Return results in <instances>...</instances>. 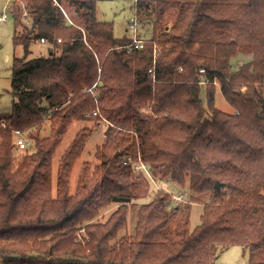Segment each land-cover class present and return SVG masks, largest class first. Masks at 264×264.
<instances>
[{
	"label": "trees",
	"instance_id": "trees-1",
	"mask_svg": "<svg viewBox=\"0 0 264 264\" xmlns=\"http://www.w3.org/2000/svg\"><path fill=\"white\" fill-rule=\"evenodd\" d=\"M62 1L12 2L24 56L14 59L12 111L0 114V264H214L229 245L264 264V0H137L154 34L132 52L119 48L128 35L98 20V0H71L86 8V34ZM41 38L48 53L31 57ZM243 53L251 60L235 66ZM215 81L233 113L215 106ZM88 119L108 123L100 162L83 168L71 194L70 173L92 133L84 128L61 157L54 196L56 148L74 121ZM18 130L33 144L16 166ZM139 159L192 202L207 198L196 227L192 203L174 205L172 192L143 202L150 183L135 171ZM130 212L132 232L120 237Z\"/></svg>",
	"mask_w": 264,
	"mask_h": 264
},
{
	"label": "rangeland",
	"instance_id": "rangeland-1",
	"mask_svg": "<svg viewBox=\"0 0 264 264\" xmlns=\"http://www.w3.org/2000/svg\"><path fill=\"white\" fill-rule=\"evenodd\" d=\"M136 1L137 0H98L97 18L98 20L113 21L114 33L116 37L121 38L126 35L130 36L132 35V32L129 31V22L130 18L133 17L135 14L134 11L136 7ZM12 2L13 0H0V17L3 16L4 13L8 14V19L6 21H2L0 19V114L2 115L10 113L13 107L14 96L12 93V78L14 59L16 56H24V48L22 46H15L14 44L15 24L11 10ZM62 3L66 17L68 19L71 17L74 22L79 23V27H81L84 33L86 34L85 26L81 24V14H79L80 11L81 13L86 11V8H82V10H79L78 8H76V5L71 0H63ZM140 18V34L142 37L150 40L154 34L153 23L150 21V19L146 18V16H140ZM26 23L30 24L31 21L28 19L26 20ZM22 29L23 28H21V31ZM50 47L51 46L48 44H43L42 42L35 41V43L31 47V57L46 55L48 53V48ZM251 58V54L243 53L235 57L232 62L235 66H240L244 62L250 61ZM215 84V106L222 111L233 113L235 109L230 103L226 101L225 97L223 96L222 91L220 89V82L215 81ZM203 96L206 103L205 87L203 88ZM208 114H210V111H208ZM50 127L51 122L50 120H47L41 131L42 136H46L50 133ZM107 127L108 123L105 120L97 121L96 119L74 121L71 124L67 133L63 136L60 144L57 146L53 156L52 189L54 196H56L57 192V175L61 157L67 150V148L70 146L72 141L75 139L76 135L84 128L92 129V133L89 135L81 155L74 162L72 171L70 173L71 194H75L77 191L79 179L82 174L83 168L86 165H90L92 170H94L96 165L100 162V159L98 157V148L105 141V131ZM30 132H34V130H31ZM26 133L28 135L29 131H26ZM31 150L33 151L34 147ZM14 153L16 158L15 164L17 166L22 156L25 154V151L18 150L15 147ZM145 175H147V179L150 183V193L149 197L144 199L143 202L152 200L158 195L161 190L172 192L174 193V205H180L184 208L190 202L192 203L189 228L192 230L200 223L204 203L207 199L206 197H202L201 201L199 202H192L190 199L191 193L189 192V190H183V188L172 183L168 179H160V177H156L152 174ZM181 194L184 195L183 199L175 198V195L180 196ZM117 207V204H112L102 209L97 220L101 222L107 221L111 214L117 209ZM182 215L183 211H180L178 215V220L179 218H181ZM133 225V214L132 212H130L128 218V225L124 230L121 231L120 237L124 236L125 234H130L132 232ZM176 225L177 222L174 223V226ZM214 264H249V253L241 245L224 246L219 249L218 257L216 258Z\"/></svg>",
	"mask_w": 264,
	"mask_h": 264
},
{
	"label": "built area",
	"instance_id": "built-area-1",
	"mask_svg": "<svg viewBox=\"0 0 264 264\" xmlns=\"http://www.w3.org/2000/svg\"><path fill=\"white\" fill-rule=\"evenodd\" d=\"M135 14L133 17L130 18L129 22V31L132 32V35L129 36L130 41L122 46H119V48H124L128 52H132L136 49L140 50L143 49L146 46V39L141 36L140 34V27H141V20L138 15L137 7H135ZM2 21H6L8 19V14L4 13L3 16L0 17ZM62 39H59L61 41ZM39 42H42L43 44H49V41L46 38H41ZM152 71V70H151ZM154 76V75H153ZM94 115H98V111H94ZM15 142L20 150L27 149L31 146L32 142L31 139L27 136V134L22 131L18 130L16 132V139ZM128 160L132 161V158L129 157ZM135 171L138 173H145V174H152L150 172L149 165L145 163L142 159H139L135 163ZM176 199H183L184 195L181 194L180 196L175 195Z\"/></svg>",
	"mask_w": 264,
	"mask_h": 264
},
{
	"label": "water",
	"instance_id": "water-1",
	"mask_svg": "<svg viewBox=\"0 0 264 264\" xmlns=\"http://www.w3.org/2000/svg\"><path fill=\"white\" fill-rule=\"evenodd\" d=\"M100 84L102 85L103 82L101 81ZM222 186V183L221 182H217V187L220 188Z\"/></svg>",
	"mask_w": 264,
	"mask_h": 264
}]
</instances>
